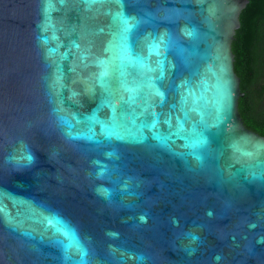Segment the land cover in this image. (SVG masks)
Returning <instances> with one entry per match:
<instances>
[{
  "label": "water",
  "instance_id": "water-1",
  "mask_svg": "<svg viewBox=\"0 0 264 264\" xmlns=\"http://www.w3.org/2000/svg\"><path fill=\"white\" fill-rule=\"evenodd\" d=\"M247 1L0 0V264H264Z\"/></svg>",
  "mask_w": 264,
  "mask_h": 264
},
{
  "label": "trees",
  "instance_id": "trees-1",
  "mask_svg": "<svg viewBox=\"0 0 264 264\" xmlns=\"http://www.w3.org/2000/svg\"><path fill=\"white\" fill-rule=\"evenodd\" d=\"M231 48L243 92L238 111L246 127L264 135V0H248Z\"/></svg>",
  "mask_w": 264,
  "mask_h": 264
}]
</instances>
